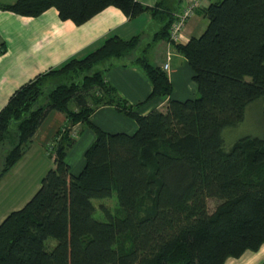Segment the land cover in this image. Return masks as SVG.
Listing matches in <instances>:
<instances>
[{"label": "trees", "instance_id": "obj_1", "mask_svg": "<svg viewBox=\"0 0 264 264\" xmlns=\"http://www.w3.org/2000/svg\"><path fill=\"white\" fill-rule=\"evenodd\" d=\"M181 1L173 0L175 9ZM106 7L128 19L148 14L157 25L151 41H167L185 59L196 96L167 100L162 112L138 113L172 91L165 73L137 51L138 35L109 36L16 88L0 109V179L48 113L65 120L51 144L53 168L0 222V264H223L257 251L264 244V136H246L224 149L221 133L237 127L250 105H264V0L210 3L201 11L204 30L185 44L169 40L177 10L165 0L152 7L135 0H15L0 10L35 18L53 8L59 20L79 26ZM120 60L148 81L144 102L126 103L104 81ZM99 107L133 120L135 132L108 134L90 124ZM76 124L94 139L72 176L64 157ZM111 195L115 213L101 208L104 221L93 219L91 201ZM206 199L216 201L211 211Z\"/></svg>", "mask_w": 264, "mask_h": 264}, {"label": "crops", "instance_id": "obj_2", "mask_svg": "<svg viewBox=\"0 0 264 264\" xmlns=\"http://www.w3.org/2000/svg\"><path fill=\"white\" fill-rule=\"evenodd\" d=\"M14 1L0 0V5H9ZM135 1L152 7L158 0ZM215 1L218 0H203L195 14L184 22L176 43L185 44L189 38L197 37L202 33L206 20L201 11ZM184 2L185 0H182L175 9L173 0H165L172 12L183 7ZM156 30L157 25L150 20L148 14L142 13L133 19H128L113 7L104 8L79 26L73 25L68 20H59L53 8L45 10L35 18L0 10V44L3 46V52L0 54V109L20 85L38 74L58 68L71 58L82 57L109 36L127 40L138 35L139 50L143 51L149 64L165 73L171 86L172 91L167 97L153 98L144 103L138 109L140 115H146L152 110L162 112L167 100L182 102L193 99L196 96V86L191 80L192 73L185 59L167 41H151ZM126 62L120 60L110 67L104 73V81L126 103L132 105L144 102L150 93V85L137 67L122 66ZM163 65H166L164 70ZM45 119L46 123L48 121L46 124L48 127L55 120L63 124L65 120L58 112L48 113ZM88 120L90 124L108 134L131 135L136 130L133 120L118 114L111 107L95 109ZM43 122L31 138L23 156L10 170L21 171L26 159L31 155V144ZM70 130L73 144L66 151L64 161L68 166L69 174L76 176L83 167V152L92 143L94 135L82 124H76ZM239 258L243 261L237 264H261L264 262V244L255 252H244Z\"/></svg>", "mask_w": 264, "mask_h": 264}, {"label": "rangeland", "instance_id": "obj_3", "mask_svg": "<svg viewBox=\"0 0 264 264\" xmlns=\"http://www.w3.org/2000/svg\"><path fill=\"white\" fill-rule=\"evenodd\" d=\"M69 109H74V105L70 104ZM46 124L48 121L46 123L45 119L31 144V155L26 159L21 171L9 170L0 180V222L9 212L21 208L30 199L37 190L41 177L48 169L53 168L50 142L54 132L63 123L55 120L49 127ZM246 136H264V105L262 102L250 105L246 109L244 120L237 127L222 131L224 149ZM3 154V150L0 151V168ZM91 203L94 207L92 217L97 221L105 219L101 208L111 214L115 213L117 208L114 195L105 199H94ZM215 204V200L206 199L208 211H211ZM49 245H53V241H50ZM242 261V258H227L223 264H237Z\"/></svg>", "mask_w": 264, "mask_h": 264}, {"label": "built area", "instance_id": "obj_4", "mask_svg": "<svg viewBox=\"0 0 264 264\" xmlns=\"http://www.w3.org/2000/svg\"><path fill=\"white\" fill-rule=\"evenodd\" d=\"M203 0H185L183 7L173 13V21L168 29V37L172 42L178 40L184 22L195 14ZM166 65H163L164 70Z\"/></svg>", "mask_w": 264, "mask_h": 264}]
</instances>
